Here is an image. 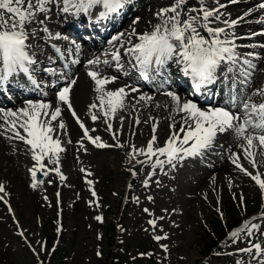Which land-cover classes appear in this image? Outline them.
<instances>
[{
  "label": "rangeland",
  "instance_id": "374dc122",
  "mask_svg": "<svg viewBox=\"0 0 264 264\" xmlns=\"http://www.w3.org/2000/svg\"><path fill=\"white\" fill-rule=\"evenodd\" d=\"M240 1L243 3L229 4L226 9H222L226 13H231L229 19L244 15L262 2V0L253 3L248 0ZM171 2L172 0H168V3L161 6L168 7ZM191 2L195 4V0ZM208 3L211 4L212 0H208ZM221 3L227 4V0H221ZM48 15L50 19L45 21V25L34 27L43 28L51 25L55 33L62 34L58 28L57 18L60 16L55 6H52V11ZM66 17L68 15L60 17V22ZM140 17L135 27L141 26L151 32L152 27L145 26V21L150 18L143 14ZM150 17L153 15L151 14ZM249 19L254 22L263 20L264 12L256 13ZM243 22L241 21L232 30L238 36L252 37V33L264 31V23L252 25V22L250 24ZM30 44L36 48L33 42ZM237 44H264V38L251 42L237 40ZM38 46L40 50L41 48L45 50V54L54 53L49 44L39 42ZM57 46L63 51L71 47L65 40ZM237 51L252 52V49L242 47ZM256 52L263 56L264 49ZM53 56L58 59L55 53ZM172 64L174 63L170 61L167 67H171ZM227 75L229 73L223 72L219 76L223 79ZM43 78L44 76L40 74L38 79L43 80ZM259 80L264 82V71L252 77L251 86L259 83ZM123 83L125 85L119 88H125L130 93V90L124 87L127 83ZM253 86L257 90L263 85ZM166 92L137 89L134 97L132 95L129 97V103L124 110L123 123L126 122L128 115H136L140 121L139 125H134L130 136H127L128 133L124 128H121V118L116 113V119L111 123L114 131L120 129L118 140L124 147L97 149L87 141H84L87 152L77 151L78 147H75L76 161L72 168L70 167L71 172L77 173L75 179H69L61 167L64 152L60 154L59 164L61 173L67 178L64 181H61L55 172L50 171L44 176V170L41 169L37 172L39 182L33 188L34 181L29 170L35 166L33 163L35 161L30 165L27 164V171L20 170L27 178L25 187L29 188L35 199L27 202L25 211H18L14 201L11 203L6 196L4 198L8 200L7 203L4 199H0V221L4 224L0 228V264H237V261H241V264H249V257L246 254L236 252L237 248L247 246L246 234L241 232L237 242L233 243L230 233L240 230L247 221L259 223L261 230L264 231V220L254 219L264 210V194L260 192L255 181L235 167L232 163V154L240 156L239 162L253 174L261 173V179H264V156L257 153V167L253 168L238 146L243 141H234L232 133L227 132L219 135L213 147L199 156V160H187L179 163L175 168L166 165L167 175L157 169V174L149 180L147 188L143 186L142 181L152 171L151 167L136 164L128 158L131 145L134 144L137 148L146 146L151 138L153 123L158 122L156 135L161 145L169 134L170 124L175 123L176 128H179L180 115L176 114V105L165 94ZM171 92L175 93V91ZM148 94L153 96L151 100H139L141 95L148 97ZM257 96L253 95L252 100L255 101ZM185 100L183 99L182 102ZM133 101H135L134 107H132ZM13 108L18 109L16 106ZM92 113H88L82 120L85 127L96 129L95 132H90V135L100 136L105 143L115 145L117 141L113 140L111 134L105 130L106 125L102 122V118L100 125L92 122L90 118ZM71 119L69 115L72 127L81 137L82 134L75 120ZM128 122L130 124L132 120L128 119ZM57 123L58 121L53 122V125ZM11 144L24 152L22 141H12ZM20 157L24 158V154ZM221 157H224L225 164L221 165L214 175L210 173H213L211 170L215 167L202 166L210 158L216 161ZM137 159L143 160L145 157L140 156ZM113 161L118 166L115 167ZM44 163L48 169L55 167L48 163L47 159ZM184 163L189 164L190 167H185ZM129 169L136 171L137 175L133 177ZM85 173L91 175L86 176ZM86 180L93 182L91 188L96 192L95 197L89 191L90 186ZM157 180L160 181L159 185L154 183ZM149 196L153 198L152 201L147 199ZM241 196L244 198L243 204L239 199ZM137 197H139L138 203ZM144 208H148L152 215L145 213ZM96 216H101L103 222L97 221ZM161 216L164 217L163 220L159 219ZM150 219L156 220V229L148 224ZM240 220L243 222L239 223ZM231 224L234 225L232 228L229 226ZM161 228L162 232L159 231ZM225 228L228 235L217 247L213 249V245L208 251L214 235L220 236L225 233ZM165 234L168 239L159 243L153 239L154 235ZM252 239L253 242H261L264 241V236H259L257 233ZM162 246H167L168 251L165 252Z\"/></svg>",
  "mask_w": 264,
  "mask_h": 264
},
{
  "label": "snow or ice",
  "instance_id": "6c2138e0",
  "mask_svg": "<svg viewBox=\"0 0 264 264\" xmlns=\"http://www.w3.org/2000/svg\"><path fill=\"white\" fill-rule=\"evenodd\" d=\"M129 3L130 0H0V87L10 83L9 78L19 73L24 74L32 85L39 87L33 75L35 69L30 67L38 62L27 51L30 47L28 41L30 36L36 35L37 29L34 26L45 25V21L50 19L48 14L52 11V6H56L63 13H68L72 9L73 14L78 17L81 13L90 16L93 7L102 5L104 11L98 13V19L106 20L112 18L113 14L119 15ZM238 3L240 0H227V4L221 3V0H212L211 4L208 0H195V4L191 0H172L168 7L154 13L158 22L152 25L151 32L141 33L132 28V31L127 33L129 37L127 44L120 40L125 36L124 32L109 41L114 45L119 43L120 47L111 53V59L118 68L122 67L120 48L124 49V56L131 57L129 63L145 77L152 70L159 75V69L168 61L174 60L175 63L182 65L181 71L186 76H190L193 89L197 92H202L214 85L218 79V71L221 69V75L223 72L229 73L223 77L224 81H228L229 90L227 99L224 101L226 107L202 108L191 99L182 102L178 94L171 91L165 93L176 105L175 112L180 115L179 128H176L175 123L170 124L169 134L161 145L156 135L158 122H155L152 124L151 138L146 146L137 148L133 144L128 153L130 161L148 165L152 169L147 174V178L142 181L145 188L149 187V180L157 174V169L167 175L166 165L169 168H175L186 159L202 156L205 151L213 147L219 135L227 132H231L238 141H243L238 146L253 168L257 167V153L264 156V103L257 104L252 100L253 95L264 96V88L257 89L251 94L246 91L251 87L254 72L258 70L257 63L253 61L259 62L264 59V56L257 52L237 51L242 47L264 48V44L238 45L237 40L251 37H241L232 31L241 21L247 22L245 17L250 16L252 11L264 10V0L244 15L229 19L231 13H226L222 9H226L229 4ZM258 22L264 23V21ZM132 23L138 24L139 17H136ZM40 31L47 33L50 38L57 40L63 38L70 42L71 47L64 51L53 45L54 50L61 56H64L65 52L75 54L81 50V42L68 36L61 37L60 33L53 34L47 26ZM255 35H264V31L251 34V36ZM132 38H135V42ZM104 63L108 64L109 61L105 60ZM88 64L91 67L87 75L95 84L94 91L98 94L99 101L98 104L93 103L89 106L90 110L96 109L99 112V115L93 112L91 120L96 123L102 118V122L106 125L105 130L117 143L110 145L105 143L100 136L90 135V132H95L96 129L85 127L71 102L72 86L76 84V80L65 78V83L55 92V96L60 104L66 106L82 130L81 139L76 142L79 145L77 151L87 152L84 141L97 149L124 147L118 140L120 129L114 131L111 121L116 119L118 111L123 110L124 100L129 93L125 88L107 90L106 86L114 83L117 77L103 75L97 67L100 64L99 59L90 60ZM44 71L49 72L50 75H56L57 72L55 68ZM60 75L64 76V73ZM51 83L55 86L56 81ZM131 91H137V89L132 88ZM139 100L147 101L151 100V97L141 95ZM61 115V107H53L50 101H29L25 107L14 111L3 110L0 135H5L7 139L22 141L28 146L32 154L31 158L35 161V166L29 170L34 181L33 188L39 182L37 172L41 169L44 170V176L51 171L55 172L61 181L67 179L59 167L60 154L66 151V148L62 146L65 142L62 141L61 136L67 135V125L59 119ZM57 121L58 123L54 126L53 122ZM139 123L137 118L135 124L139 125ZM120 126L123 127V118L120 119ZM9 132L10 136L7 135ZM66 143L72 144L73 141L69 138ZM140 156L145 159H137ZM45 159L55 167L46 168ZM239 161L240 156L233 153L232 163L235 167L255 181L260 192L264 194L262 174L259 172L253 174ZM81 171L85 172L84 169ZM129 171L133 177L137 175L136 171L132 169ZM85 174L86 176L91 175V173ZM86 183L90 186L89 191L92 196L95 197L96 192L91 188L93 182L86 180ZM154 183L159 185L160 181L157 180ZM3 192L5 188L3 184H0V193ZM147 199L153 200L151 196ZM239 199L243 204V196ZM136 202H139V197L136 198ZM143 211L152 215L148 208H144ZM95 219L103 222L101 216H96ZM159 219L163 220L164 217L161 216ZM254 219L264 220V210L259 217ZM148 224L153 229L157 228L156 220L150 219ZM159 231L162 232L163 229ZM241 232L246 234L247 246L237 248L236 252L246 254L249 257V264L252 262L264 264V241L253 242L252 239L257 233L259 236H264L261 225L251 221L245 222L240 230L230 233L233 243L237 242ZM153 239L159 243L161 240L168 239V236L166 234L154 235ZM162 247L165 252L168 251L167 246ZM237 264H241V261H237Z\"/></svg>",
  "mask_w": 264,
  "mask_h": 264
},
{
  "label": "bare ground",
  "instance_id": "6f19581e",
  "mask_svg": "<svg viewBox=\"0 0 264 264\" xmlns=\"http://www.w3.org/2000/svg\"><path fill=\"white\" fill-rule=\"evenodd\" d=\"M144 1H146L145 4L143 5V7H141L137 11L135 16H141L143 14V15L147 16V18L149 17L150 20L145 21V26L148 28V27H152L153 24L158 22L154 16V13L159 11L160 9L164 8L165 6L163 7V5L168 3V0H144ZM256 1H259V0H248V2H252V3L256 2ZM241 3H243V2L240 1V3H238V4H241ZM161 4H163V5L161 6ZM99 6H101V5H97L95 7H99ZM61 7H62V5H61ZM55 9H56V12L58 13V15L60 17L67 16V15L74 13V10H72V9H70V11L68 13L61 12L56 6H55ZM262 11L264 12V10L256 9V11L252 12V14L250 16L245 17V20L247 22L244 21L243 23L250 24L252 22V25L262 24V23H259L258 21H264V19L258 20L256 22L250 21V19H249L254 14L261 13ZM151 14L153 15V17H150ZM80 15H83V13H81ZM60 17L57 18V21L59 22L58 28L62 32V29L64 28V23H65L66 19H63V21L60 22V20H61ZM133 18H135V17H133ZM132 21H133V19H131V21L125 23L123 25V27L117 32V35L115 36V37H117L119 33L124 32L125 36L121 37L120 40L125 44H127V40L129 39V37L127 36V33L131 32L132 28H135L137 32H141V33L149 32V30L145 29L144 27H141V26L135 27V24H133ZM47 27L51 33L54 34L56 32L55 29L53 30V27L51 25H47ZM36 29H37L36 35L34 37L30 36L28 43L30 45L29 49L35 48V47H32L30 44L33 42L36 45L35 49L36 50L38 49V50L35 51L34 53H30V51L28 49L27 51L29 52V55L30 56L33 55L35 57V59H39L41 57V54H42L45 56L43 58V62H44V64H46V66H49V67L53 66L54 68L58 69V72H56V75H50L49 72H45V74L47 76H49L51 81H56L57 85H59V87L56 91H58L59 88L65 83V78H67V79L75 78L76 84L74 86H72L71 102L73 105V109L76 111L77 115L80 117L81 120H83V118H85V116L88 113L96 112L99 114V112H97L96 109L90 110V107H89L93 103L98 104L99 101L97 99L98 94L94 91L95 84L90 79V77L87 75V73L91 67L88 64V61L99 59L100 64L97 67L99 68L100 72L105 76H116L117 77V79L115 80L114 83H110L106 86L107 90H116L119 87L125 85L120 80V77H121L120 75H122L123 73H119V70L122 68H120V67L118 68L111 59V53L120 47L119 43H116L114 45L112 43H109L108 40L105 41L106 40L105 39L104 40L105 42L102 41L101 44L95 45L98 47L94 48L93 50H86L85 52L81 51V52H83V54L76 53L73 58L71 57V58H67L66 61H61V58H58V60H56L53 57H51L52 56L51 54H45L44 53L45 50H43L42 48L40 50L38 43L43 42V43L49 44V45H51L53 51H55L53 48V45L58 47L57 45L60 42H63L64 39L61 38V39L57 40V39L50 38L47 33L40 31V29H42V28H36ZM63 36H66V35L61 34V37H63ZM87 38L89 39L90 37H87ZM260 38H264V35H255V36H252L251 38H245L243 40H246L247 42H251L253 40L260 39ZM132 39L135 42V38H132ZM94 42L98 43L99 41L95 40ZM41 47H42V45H41ZM248 48H251V47H248ZM251 49H252V51L263 50V48H260V47L251 48ZM120 51L122 54V57H121L122 65H126L123 69L130 70L128 64H129V60L131 59V57L123 55V52H124L123 48H120ZM55 55L59 56V53H57ZM79 58H81V61L79 60ZM105 60L109 61V63L105 64L104 63ZM263 60L264 59L260 60L259 62H254V63H257L258 70L254 72L253 77L255 74L258 75L262 71H264V65H262ZM53 61H54V63H53ZM79 61H80L79 66L75 67V64H77ZM38 62L39 63L31 66L32 68L35 69V72L37 71V69L40 68L39 64H40L41 60H39ZM60 73H64V76H61ZM14 75L21 76L23 74L19 73V74H14ZM18 79L23 84H29L28 87H30L32 85L27 80V78H25V79L18 78ZM56 83H55V85H56ZM132 83H133L132 81L127 82V85L124 86L130 90V93L126 97V99L124 100L123 110H120L117 112V115L119 114V118H123V119L125 118L124 110H125L127 104L129 103L128 99L131 95L132 96L135 95L136 91H131V89L134 88L132 86ZM253 85H256V86L263 85L260 88H264V82L260 81V80H259V83H257V84L254 83ZM129 86H132V87H129ZM35 88L36 89L32 88V90H31L34 92L35 97H37V98L41 99V101H45V102H49L51 100L53 107L60 106L62 109V115H61L62 118H60V120H63V122L67 125V135L61 136L62 141L65 142V143H63L62 146H66L65 147L66 151L64 152L63 161L61 162V164H62L61 167L65 171V174H67L68 178L73 180L76 178L77 173L71 172L70 167L72 168V166L75 164V161H76L75 156L77 155V153H75L74 148L79 147L76 142L78 140H80L81 137H79V134L72 127V125L69 121V115L72 118L71 120L74 121L75 119L72 117L71 113L67 110L66 106L63 104H60V102L58 101V99L55 96V92L49 93V92L45 91L46 89L49 88V85L45 84V81L42 82V88L39 89L37 86H35ZM11 89L15 90V88H11ZM155 89H157V88H155ZM255 91H256V87H252V89L248 90V92H251V93H253ZM175 94H178L181 97V100H183L185 98L184 95L179 93V92L175 93ZM4 96H6V95H4ZM147 96L153 97L152 95H149V94ZM154 96H156V95H154ZM24 98H25L24 95H21L19 97V99H17L16 101L18 103H20V102L24 103V101H25ZM29 98H31L32 101H39V99L34 98V95H32V94L30 95ZM132 100H134V99L132 98ZM19 106H21V105L19 104L18 107ZM134 106H135V101L132 102V107H134ZM3 110H13V109L0 108V122H3ZM128 119L132 120V122L130 124L128 122ZM136 119H137L136 115H131V116L128 115L126 122L123 123L122 128H124L126 133H128L127 136L131 135L130 133L133 131V127L135 125ZM75 124H76V122H75ZM100 124H101L100 120H98L95 123V125H100ZM76 126H78V130H79L80 129L79 125L76 124ZM79 131L82 132L81 129ZM8 136H10V135H8ZM124 136L126 137V134ZM68 138H70L73 141L72 144L66 143ZM235 140H237V139L234 137V141ZM12 141L16 142L18 140L7 139L5 137V135H0V184H3V186L5 188V192L1 193V195L4 196L3 194H5V196L7 198H9L11 203H12V201H14V206H15V208H17L18 211H25L27 209V202L33 201L35 199V196L32 194V192L29 190V188L25 187V184L27 183V178L23 175V172H21L20 170L24 169L27 171V169H28L26 167L27 164L30 165L33 162L32 158H31L32 154L28 150V146L25 145L24 143H23L24 149H22V151H24V152H21L18 150V148H14L12 146V144H11ZM22 154H24V158L20 157V155H22ZM209 162L212 163L214 161H209ZM33 163H35V162H33ZM106 163H107V160H106ZM113 163H114L115 167L118 166L117 164H115L114 161H113ZM184 164H185L184 165L185 167L189 166V164H187V163H184ZM224 164H225V159H224V157H221L220 163H218V166H213L215 168L213 170H211V172H213V173H210V174L214 175V172H216L218 169H220V166L224 165ZM197 165H199V163H197ZM67 166H69V167H67ZM117 172L119 174L121 173L120 171H117ZM3 225L4 224L1 223V221H0V228H2Z\"/></svg>",
  "mask_w": 264,
  "mask_h": 264
}]
</instances>
